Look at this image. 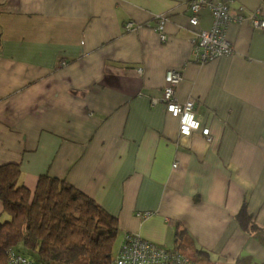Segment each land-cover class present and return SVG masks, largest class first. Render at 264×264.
<instances>
[{"label": "crops", "instance_id": "1", "mask_svg": "<svg viewBox=\"0 0 264 264\" xmlns=\"http://www.w3.org/2000/svg\"><path fill=\"white\" fill-rule=\"evenodd\" d=\"M186 2L0 0V165L19 164L31 190L42 174L65 179L117 218L121 238L177 248L179 223L208 252L202 264H262L264 28L230 22L234 51L197 63L190 38L212 17L202 8L190 24ZM169 69L210 139L179 134L162 100ZM245 201L263 227L253 234L235 217Z\"/></svg>", "mask_w": 264, "mask_h": 264}, {"label": "trees", "instance_id": "2", "mask_svg": "<svg viewBox=\"0 0 264 264\" xmlns=\"http://www.w3.org/2000/svg\"><path fill=\"white\" fill-rule=\"evenodd\" d=\"M20 174L17 163L0 165V201L7 215L5 219L0 215V264H9L13 253L21 264L111 262L120 230L115 216L63 178L42 174L31 190L19 183ZM235 217L246 233L263 229L252 220L246 201ZM174 241L198 261L208 253L190 244L179 223Z\"/></svg>", "mask_w": 264, "mask_h": 264}, {"label": "built area", "instance_id": "3", "mask_svg": "<svg viewBox=\"0 0 264 264\" xmlns=\"http://www.w3.org/2000/svg\"><path fill=\"white\" fill-rule=\"evenodd\" d=\"M232 0H187L189 22L197 25L200 10L207 6L212 17L211 26L195 31L190 38L192 45V60L205 63L214 58L230 55L234 51L233 43L226 37L230 22L243 23L247 21L253 28H264V0L255 10L246 11L243 5L231 8ZM165 14L156 16V29L162 41L166 36L163 27ZM131 21L125 23V30L133 29ZM141 70V69H139ZM165 83L162 89V100L167 111L178 119V132L190 136L199 131L205 138L209 137V127L203 124V116L194 109V98L180 102L174 95V87L182 79V73L177 69H169L165 73ZM20 256L10 254L9 264H21ZM109 264H201L191 255L177 249L168 248L156 242L141 237L136 233H126L114 258Z\"/></svg>", "mask_w": 264, "mask_h": 264}, {"label": "rangeland", "instance_id": "4", "mask_svg": "<svg viewBox=\"0 0 264 264\" xmlns=\"http://www.w3.org/2000/svg\"><path fill=\"white\" fill-rule=\"evenodd\" d=\"M203 8H207L209 10V8L207 6L203 7ZM210 11V10H209ZM7 218V215L5 213H2L1 214V219H5ZM123 238V237H122ZM122 238L119 236V234H117L116 238H115V241H114V244H113V254L115 255L117 249L119 248L120 244H121V240ZM80 264H84L83 262L80 263ZM249 264V263H248ZM260 264V263H259ZM264 264V263H262Z\"/></svg>", "mask_w": 264, "mask_h": 264}, {"label": "bare ground", "instance_id": "5", "mask_svg": "<svg viewBox=\"0 0 264 264\" xmlns=\"http://www.w3.org/2000/svg\"><path fill=\"white\" fill-rule=\"evenodd\" d=\"M173 116V115H172Z\"/></svg>", "mask_w": 264, "mask_h": 264}]
</instances>
